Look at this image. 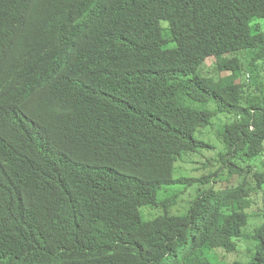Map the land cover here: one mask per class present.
<instances>
[{"label":"trees","instance_id":"16d2710c","mask_svg":"<svg viewBox=\"0 0 264 264\" xmlns=\"http://www.w3.org/2000/svg\"><path fill=\"white\" fill-rule=\"evenodd\" d=\"M218 115L219 168L177 174ZM243 250L264 264V0H0V264Z\"/></svg>","mask_w":264,"mask_h":264},{"label":"rangeland","instance_id":"374dc122","mask_svg":"<svg viewBox=\"0 0 264 264\" xmlns=\"http://www.w3.org/2000/svg\"><path fill=\"white\" fill-rule=\"evenodd\" d=\"M227 60L225 56H217L216 58H210L206 61L205 63V70L206 71H212V65L214 62L216 63H224ZM229 77H231V74L229 72L226 73ZM232 79V78H231ZM226 121V118L223 116H217L214 119V122H212V125L208 127L207 129H203V135L202 137L206 140H208L212 145H214L216 148L211 149V150H205L203 152V155L201 156H184L183 158H180L177 160L175 163L176 167V173L179 174L180 172L182 173H189L193 176L200 177L202 175H208L210 172L215 171L219 167V163H216V160H219L218 152L221 148V144L218 141V132L221 127V125ZM196 136H201L198 133H196ZM224 173V169L222 170ZM174 176L176 174L174 173ZM221 186L224 187L226 185H230L235 181V178H231L228 182H226V176L224 175L223 178L221 179ZM170 187H167L169 189ZM183 199L185 200H191L192 196L188 194V192H183L182 194ZM181 201H178L176 203L174 210L176 208H180L183 205H179ZM249 232V231H248ZM246 243L248 249L250 250V247L253 249L255 246V240L251 237H248L243 241ZM243 253H247L246 251L243 250V252L239 255L236 256L235 254L229 255L226 259L223 258L222 260H219L216 264H225L228 261L234 260V259H240L243 255ZM251 258H241L240 261L246 262L249 261ZM172 264H177L176 262H173Z\"/></svg>","mask_w":264,"mask_h":264},{"label":"clouds","instance_id":"9594fccd","mask_svg":"<svg viewBox=\"0 0 264 264\" xmlns=\"http://www.w3.org/2000/svg\"><path fill=\"white\" fill-rule=\"evenodd\" d=\"M248 233H250V232H248ZM250 237V236H249ZM251 238H254L253 236H251ZM255 246H256V244H255ZM235 260H237V259H235ZM234 260H231V261H228V262H233ZM246 262H248V261H246Z\"/></svg>","mask_w":264,"mask_h":264}]
</instances>
